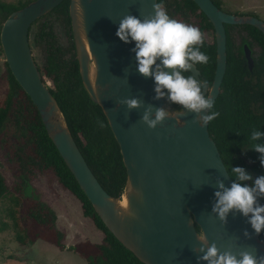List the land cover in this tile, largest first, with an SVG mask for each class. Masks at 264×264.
Returning a JSON list of instances; mask_svg holds the SVG:
<instances>
[{
	"label": "water",
	"instance_id": "obj_1",
	"mask_svg": "<svg viewBox=\"0 0 264 264\" xmlns=\"http://www.w3.org/2000/svg\"><path fill=\"white\" fill-rule=\"evenodd\" d=\"M65 0H34L13 12L1 30V45L13 76L37 106L49 137L67 167L92 203L108 230L144 264H207L198 261L203 234L221 250L253 251L264 256L257 235L240 213L227 222L212 212L217 179L233 182L221 153L210 135L209 124L193 123L195 114L170 113L161 125L149 128L141 121L146 107H166L167 99L155 100L154 79L137 71L132 49L116 35L127 14L150 15L158 0H71L70 17L80 74L85 90L109 121L120 146L128 174L122 199L108 194L80 151L48 84L43 80L31 48V28ZM215 30L216 71L205 94L215 101L226 74V25H250L264 34V21L255 16L229 14L213 0H193ZM249 69H254L253 50L244 46ZM92 65L95 68L93 79ZM193 73L198 80L197 66ZM138 97L143 106L129 112L118 101ZM185 113V114H184ZM196 226H199L200 232ZM251 233V239L244 231ZM196 249V251H194Z\"/></svg>",
	"mask_w": 264,
	"mask_h": 264
},
{
	"label": "trees",
	"instance_id": "obj_2",
	"mask_svg": "<svg viewBox=\"0 0 264 264\" xmlns=\"http://www.w3.org/2000/svg\"><path fill=\"white\" fill-rule=\"evenodd\" d=\"M213 2L219 8L222 7L221 0ZM70 3L71 0H65L50 14L32 25L30 33L40 21L55 15L67 28L72 42L69 48H63L50 22L39 25L35 30V42L38 46H44L46 52L45 62L43 66H39V70L44 81L48 79L54 83L55 88L50 89L51 93L99 183L112 197L122 199L128 186L127 169L103 109L93 103L84 88L72 33ZM158 3H163L172 17L180 15L184 20L198 18L199 28L203 32L213 33L214 42L211 44L205 40L201 47V51L209 56V62L196 65L201 81H206L210 88L217 65V46L212 23L193 0H158ZM28 4L0 2V35L7 18ZM233 28H241L247 33V38H243L241 46H236L232 41ZM226 30L227 69L221 93L210 110L219 112L220 115L209 123V132L230 176L232 167H243L254 177L264 175V167L259 160L260 154L250 149L253 143H264V140L253 142L249 139L254 128L264 132V34L250 25H226ZM244 45L251 49H254V46L259 48L258 53H253L255 65L252 71L245 57ZM0 52H3L1 39ZM5 66L9 89L0 107V138H4L3 141L22 179V185L29 186L36 171L53 173L61 187L81 203L83 216L89 218L104 234L101 243L87 241L67 249L60 238L61 235L55 230V211L40 200L28 197L25 224L28 230L24 236H18V242L23 246L34 245L42 239L57 246L61 251L67 249L76 252L87 264H144L105 226L49 137L37 106L17 82L7 63ZM98 120L104 123V127L99 126ZM17 189L23 191L21 186ZM7 192L6 181L0 174V204ZM260 202L264 204V198H261ZM196 228L200 232L199 226ZM261 240L264 243V233H261Z\"/></svg>",
	"mask_w": 264,
	"mask_h": 264
},
{
	"label": "clouds",
	"instance_id": "obj_3",
	"mask_svg": "<svg viewBox=\"0 0 264 264\" xmlns=\"http://www.w3.org/2000/svg\"><path fill=\"white\" fill-rule=\"evenodd\" d=\"M150 15L136 16L127 14L119 21L116 35L124 43H135L132 51L137 61V71L145 78L154 79L155 100L167 99L168 104L182 106L189 113H194L193 123L201 127L216 119L219 112L210 111L214 106L211 96L205 94L206 81L198 80L193 73L197 64H207L209 56L201 51L206 36L196 25L183 22L169 15L163 3L153 5ZM185 73H191L185 75ZM130 111L143 106L138 97L118 101ZM185 114V113H184ZM170 116L166 107L145 108L141 121L149 128L155 129ZM100 127L104 123L98 120ZM249 139L253 142L264 140V132L253 129ZM260 154L259 160L264 167V143H253L251 148ZM229 173V172H228ZM235 179L230 187L217 179L215 200L212 212L227 222L230 213H240L257 235L264 233V175L255 176L243 167H232ZM251 181L252 183H245ZM244 236L251 239V233L244 231ZM201 242L198 261L207 264H264V256H257L253 251L234 252L214 242L210 243L203 234L198 237ZM196 251V249H194Z\"/></svg>",
	"mask_w": 264,
	"mask_h": 264
},
{
	"label": "rangeland",
	"instance_id": "obj_4",
	"mask_svg": "<svg viewBox=\"0 0 264 264\" xmlns=\"http://www.w3.org/2000/svg\"><path fill=\"white\" fill-rule=\"evenodd\" d=\"M32 1L34 0H0V2L15 5L19 2L30 3ZM221 1V9L229 14L255 15L264 21V0ZM173 18L197 27L200 25V21L196 17L184 20L180 15H175ZM43 22H50L53 25L57 40L63 48L71 46L72 42L67 28L55 15L40 21L39 25ZM39 25L31 33V48L37 65L41 67L45 62L46 52L44 46H38L35 42V30ZM204 33L206 41L212 44L214 42L213 33L211 31ZM231 36L235 45L241 46L243 38H247V33L241 28H233ZM258 52L259 48L254 46V53ZM5 63L4 53L0 52V107H2L9 89ZM92 71L94 79V65H92ZM45 81L50 89L55 88L51 80L46 79ZM166 108H168L169 113L178 110L174 104H167ZM3 139L2 136L0 138V174L6 181L8 192L0 204V264H87L79 254L67 249L87 241L101 243L104 234L95 227L89 218L83 216L81 203L61 187L53 173L36 171L30 185L23 186L17 167ZM19 186L22 187L23 191L17 189ZM28 197L40 200L55 211L57 215L55 230L61 235V240L67 246L66 250L61 251L57 246L42 239L34 245L23 246L18 242V236H24L28 230L25 225ZM70 221L80 223V231L73 228Z\"/></svg>",
	"mask_w": 264,
	"mask_h": 264
},
{
	"label": "crops",
	"instance_id": "obj_5",
	"mask_svg": "<svg viewBox=\"0 0 264 264\" xmlns=\"http://www.w3.org/2000/svg\"><path fill=\"white\" fill-rule=\"evenodd\" d=\"M70 223L72 224L73 228L78 229V231H80V230H79V229H80V223H75V222L73 223V222H71V221H70ZM71 224H70V225H71Z\"/></svg>",
	"mask_w": 264,
	"mask_h": 264
},
{
	"label": "bare ground",
	"instance_id": "obj_6",
	"mask_svg": "<svg viewBox=\"0 0 264 264\" xmlns=\"http://www.w3.org/2000/svg\"><path fill=\"white\" fill-rule=\"evenodd\" d=\"M122 205L123 206H126L127 205V202H126V199L125 198L122 199Z\"/></svg>",
	"mask_w": 264,
	"mask_h": 264
},
{
	"label": "flooded vegetation",
	"instance_id": "obj_7",
	"mask_svg": "<svg viewBox=\"0 0 264 264\" xmlns=\"http://www.w3.org/2000/svg\"><path fill=\"white\" fill-rule=\"evenodd\" d=\"M245 46V45H244ZM253 50V53H254V49H252Z\"/></svg>",
	"mask_w": 264,
	"mask_h": 264
}]
</instances>
